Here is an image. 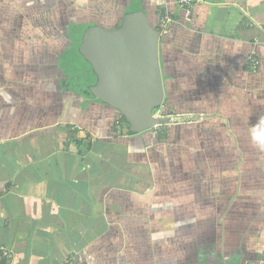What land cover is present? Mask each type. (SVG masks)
I'll return each instance as SVG.
<instances>
[{"label": "crops", "instance_id": "1", "mask_svg": "<svg viewBox=\"0 0 264 264\" xmlns=\"http://www.w3.org/2000/svg\"><path fill=\"white\" fill-rule=\"evenodd\" d=\"M98 1L0 0V264H264V0H105L107 29L170 18L139 133L67 85Z\"/></svg>", "mask_w": 264, "mask_h": 264}, {"label": "water", "instance_id": "2", "mask_svg": "<svg viewBox=\"0 0 264 264\" xmlns=\"http://www.w3.org/2000/svg\"><path fill=\"white\" fill-rule=\"evenodd\" d=\"M159 36L146 12L137 10L123 14L114 28L99 24L88 27L79 45V52L96 74L91 93L121 113L131 133L148 130L160 122L153 114L164 96ZM203 264L220 263L207 260Z\"/></svg>", "mask_w": 264, "mask_h": 264}, {"label": "rangeland", "instance_id": "3", "mask_svg": "<svg viewBox=\"0 0 264 264\" xmlns=\"http://www.w3.org/2000/svg\"><path fill=\"white\" fill-rule=\"evenodd\" d=\"M105 0H99L97 4H94L95 8L86 9L84 12L83 19H96L98 21H104L103 18L106 15L104 12L103 3ZM137 2L132 3V8L137 7ZM114 15L113 11H110L109 15ZM87 15V16H86ZM105 19V18H104ZM103 23V22H102ZM91 24H71L69 28L70 38L72 39L71 44L60 54V59L62 62V67H64L65 71L67 72L69 78L67 79V85L74 89V91L81 92V91H89L91 86L96 83V74L91 67V65L86 61V59L81 55L79 52V45L84 34V31L88 28L87 26ZM102 26L109 25L105 22L101 24ZM86 94V93H85ZM88 96H94L93 94H87ZM91 96V97H92ZM159 117V121H160ZM229 219V217H225ZM257 221V220H255ZM261 221V220H260ZM259 221V222H260ZM251 222V221H250ZM253 223V222H251ZM245 227H252L249 222H245ZM255 227V226H253ZM246 232L251 231V229L246 228Z\"/></svg>", "mask_w": 264, "mask_h": 264}, {"label": "built area", "instance_id": "4", "mask_svg": "<svg viewBox=\"0 0 264 264\" xmlns=\"http://www.w3.org/2000/svg\"><path fill=\"white\" fill-rule=\"evenodd\" d=\"M197 0H178V3L181 5V6H186L188 7L189 5H192L193 3H195ZM188 12V10H186ZM186 12V13H187ZM170 20L169 17H165L159 24V32L161 33V31H164L166 29V24L167 22ZM253 58V56H252ZM253 62L256 63V59L253 58L252 59ZM120 127L121 128H126V126L128 127V124H125V123H119Z\"/></svg>", "mask_w": 264, "mask_h": 264}, {"label": "clouds", "instance_id": "5", "mask_svg": "<svg viewBox=\"0 0 264 264\" xmlns=\"http://www.w3.org/2000/svg\"><path fill=\"white\" fill-rule=\"evenodd\" d=\"M260 123L261 125H264V118L261 119ZM252 142L256 147L264 150V135L254 131L252 134Z\"/></svg>", "mask_w": 264, "mask_h": 264}, {"label": "trees", "instance_id": "6", "mask_svg": "<svg viewBox=\"0 0 264 264\" xmlns=\"http://www.w3.org/2000/svg\"><path fill=\"white\" fill-rule=\"evenodd\" d=\"M131 10V8L129 9H127L126 11H130ZM131 11H133V10H131ZM126 13V12H125ZM91 25H88L87 27H90V26H93V25H97V23H90ZM155 28V27H154ZM67 37L72 41V39L70 38V34H69V29H68V35H67ZM82 40V39H81ZM89 94L91 93V91L89 90V91H87ZM92 94V93H91ZM116 122L119 124V123H125V124H127V122H126V120H125V118H124V116L120 113V116L116 119ZM129 133H130V131H129V129L127 130Z\"/></svg>", "mask_w": 264, "mask_h": 264}]
</instances>
